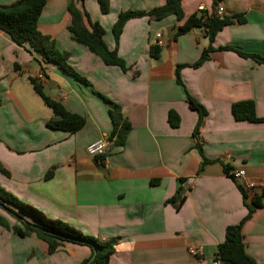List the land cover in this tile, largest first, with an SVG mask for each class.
Wrapping results in <instances>:
<instances>
[{"label": "crops", "instance_id": "1", "mask_svg": "<svg viewBox=\"0 0 264 264\" xmlns=\"http://www.w3.org/2000/svg\"><path fill=\"white\" fill-rule=\"evenodd\" d=\"M165 1L110 0L109 12L101 14L97 0L82 5L46 0L37 30L68 53V65L88 85L0 32V167L8 174L0 173V187L49 219L99 241L115 240L109 264H212L226 228L247 214L237 183L224 172L242 169L252 184L247 204L257 197L261 207L243 222L241 234L246 253L264 264V122L231 115L234 103L252 101L256 116L264 119V64L218 49L230 46L264 58V0L218 1L222 18L232 24L216 33L213 51L198 68L189 66L208 45L204 31L172 36L191 15L211 17L216 9L211 0H182L180 20H128L116 48L126 72L104 65L67 30L72 3L102 27L113 50L111 28L119 13L150 11ZM83 25L89 27L84 17ZM156 34L162 45L153 58ZM178 65H188L180 70L182 84L175 80ZM38 73L43 94L82 116V129L47 128L58 118L29 81ZM188 96L206 111L197 135L202 153L192 135L199 115L189 108ZM110 104L130 125L123 146L109 140ZM170 111L179 118L175 128L167 121ZM98 139L109 142L108 151L91 158L85 148ZM0 216L7 223L0 226V264H81L91 256L87 246L73 243L48 254L35 235L20 237L11 230L19 226L17 219L2 209Z\"/></svg>", "mask_w": 264, "mask_h": 264}, {"label": "trees", "instance_id": "2", "mask_svg": "<svg viewBox=\"0 0 264 264\" xmlns=\"http://www.w3.org/2000/svg\"><path fill=\"white\" fill-rule=\"evenodd\" d=\"M84 0H77L81 5ZM212 7L216 8L218 1L211 0ZM182 0H166L162 6L153 8L150 11H134L128 10L118 14L115 23L111 28L115 48L108 49L103 40V29L97 22H92L88 14L77 9L74 4H69L67 12L70 22L67 27L71 38L76 43L85 46L92 54L97 56L104 65L115 66L126 72L127 68L124 61L117 54V44L125 23L134 18L148 17L152 20L159 21L169 16H175L178 20L183 17L181 9ZM46 0H18L10 5H0V32L4 33L14 44L23 46L27 44L30 49L37 54L44 63H53L58 66L67 75L75 78L77 81L88 85V82L79 76L67 63L68 53L59 51L54 41L46 36H43L37 30L38 19L45 6ZM101 14L109 12L110 0H97ZM83 17L86 18L88 28L83 25ZM238 23L242 22L240 19ZM230 18L205 17L191 15L184 23L179 26L173 33L172 39L176 40L179 36L186 34L192 29H202L205 37L208 40V45L202 50L199 59L189 67L198 68L207 59L208 54L213 51L211 43L217 32L223 27L231 25ZM219 50H230L235 52L242 58H249L257 64H264V58L258 55L247 54L230 46L218 48ZM160 49L157 45L151 46L149 53L153 58L159 56ZM188 65L176 66L174 75L178 84H182L180 80V70ZM35 93L42 99L43 103L52 111L53 116L57 120H51L46 123L47 128L54 130L66 131L75 133L83 128L85 120L82 116L71 114L64 109L61 103L53 101L42 92L41 82L37 79H29ZM187 104L190 109L198 112L199 118L193 130V138H195V147L202 153L198 141V129L201 126L202 119L206 115L205 109L187 97ZM109 117L112 123V131L109 135V140H113L114 146H123L126 136L130 130V125L121 118L120 109L118 106L110 104ZM231 115L235 120H245L249 122H264L256 116L255 105L252 101H241L234 103L231 106ZM167 121L173 128L179 125V118L176 113L170 111L167 115ZM205 163L208 161L204 160ZM224 172L230 176L229 171L225 168ZM0 173L7 176V172L0 167ZM52 171L45 174L48 179ZM231 177V176H230ZM241 191L243 201L247 207V214L244 219L237 225L228 226L225 230L224 241L218 245L214 261H220L221 264H255L254 260L246 253L241 227L243 222L249 216L260 208L261 204L257 197L251 199L250 204H247L246 191L238 185ZM0 209L7 214L17 219L19 226H12V231L20 237H25L30 234L35 235L39 240L47 246V253L56 252L64 243H73L87 246L91 251L93 260L89 264H109L110 256L115 250V240L99 241L98 239L82 234L77 229L71 227L60 220L49 219L44 216L39 210L20 202L13 195L0 187ZM16 209L19 213H17ZM28 217L29 220L25 219ZM0 226L7 227V223L0 216ZM89 258V259H90ZM85 260L81 264H87Z\"/></svg>", "mask_w": 264, "mask_h": 264}, {"label": "built area", "instance_id": "3", "mask_svg": "<svg viewBox=\"0 0 264 264\" xmlns=\"http://www.w3.org/2000/svg\"><path fill=\"white\" fill-rule=\"evenodd\" d=\"M198 9L203 10L202 7H199ZM212 16L222 18V9L219 6H217ZM155 38H156L155 45L161 46L162 42L160 40L161 39L160 35L156 34ZM36 79L38 81H42L43 79L42 74L38 73L36 76ZM108 146H109V142L106 139H98L90 143L89 145H87L85 148V152L91 158L102 156L107 153ZM230 176L232 180L235 181L237 185H240L245 191L252 188V184L245 182V171L244 170L236 169L230 173ZM192 254H194V252H192ZM212 264H221V262L215 261Z\"/></svg>", "mask_w": 264, "mask_h": 264}, {"label": "water", "instance_id": "4", "mask_svg": "<svg viewBox=\"0 0 264 264\" xmlns=\"http://www.w3.org/2000/svg\"><path fill=\"white\" fill-rule=\"evenodd\" d=\"M93 258H94V256H92V257L89 259V261H88L87 264H89V263L93 260Z\"/></svg>", "mask_w": 264, "mask_h": 264}]
</instances>
